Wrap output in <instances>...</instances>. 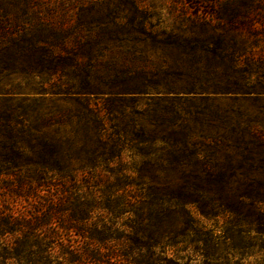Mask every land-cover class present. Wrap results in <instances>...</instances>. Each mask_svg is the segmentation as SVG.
<instances>
[{
    "label": "trees",
    "instance_id": "1",
    "mask_svg": "<svg viewBox=\"0 0 264 264\" xmlns=\"http://www.w3.org/2000/svg\"><path fill=\"white\" fill-rule=\"evenodd\" d=\"M130 36L137 42L153 37L139 0H0V85L9 88L0 89L4 103L0 105V264H195V260L242 264L252 255L264 261V126L260 123L243 122L241 128L234 121L226 127L228 135L239 134L233 140L243 145L242 159L247 164L239 167L251 176L246 183L236 188L220 186L213 197L190 186L177 197L209 205L204 214L198 207L206 221L220 214L229 216L215 232L200 226L185 203L160 209L156 202L134 200L116 180L98 191L89 179L100 180L98 167L113 157V152L104 151L105 140L100 135L89 139L58 135L62 114L68 110L48 108V113L37 114L30 123L26 108L31 106L16 112L11 104L16 94L3 79L18 73L99 68L126 73L130 65L124 58L130 50L123 48L122 41ZM50 93L62 100L74 96L68 89ZM240 95L233 100L260 98L258 93ZM91 120L99 125L96 113ZM211 124L216 128L214 121ZM241 134L245 138L240 139ZM101 198L111 203L107 212L125 217L126 234L121 240L108 236L110 227L88 223L95 206L82 205L98 206ZM21 203L30 207L22 209ZM64 235L82 243L61 247ZM45 243L59 246L53 249ZM169 248L191 255L167 258L164 251Z\"/></svg>",
    "mask_w": 264,
    "mask_h": 264
},
{
    "label": "rangeland",
    "instance_id": "2",
    "mask_svg": "<svg viewBox=\"0 0 264 264\" xmlns=\"http://www.w3.org/2000/svg\"><path fill=\"white\" fill-rule=\"evenodd\" d=\"M139 2L153 37L137 42L130 36L122 41L123 48L130 50L124 58L130 65L126 73L66 69L37 75L18 73L3 81L14 89L11 104L16 112L31 106L26 108L28 122L33 123L37 114L48 113V108L68 110L62 114L58 135H85L86 139L100 135L105 140L104 151L113 152V157L109 163L99 164L100 180L89 179L98 191L116 180L134 200L156 202L160 209L185 203L200 226L218 232L229 216L220 214L206 221L198 207L204 214L209 205L177 197L190 186L213 197L220 186L236 188L251 177L239 167L247 164L242 159V143L233 140L239 134L228 135L226 127L234 121L241 128L249 121L264 126V0ZM0 89L9 88L0 85ZM56 89H68L74 96L59 100L50 95ZM246 92L250 96L258 93L259 100H233ZM95 113L100 119L97 126L91 120ZM213 136L223 139L217 142ZM100 200L98 206L83 203L86 208L95 206L88 223L110 227L108 236L121 240L126 234L122 228L125 217L107 212L111 203ZM32 206L40 209L35 203ZM28 207L21 203L22 209ZM74 242L80 245L82 240L64 235L60 245ZM44 245L58 249L59 243ZM156 249L161 255L162 250ZM164 254L167 258L191 255L171 248ZM240 262L264 264L258 255ZM193 263L200 264L198 260Z\"/></svg>",
    "mask_w": 264,
    "mask_h": 264
}]
</instances>
